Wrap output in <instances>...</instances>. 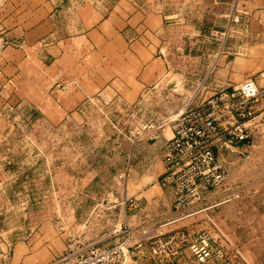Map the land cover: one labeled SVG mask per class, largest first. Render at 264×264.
Instances as JSON below:
<instances>
[{
	"label": "rangeland",
	"instance_id": "obj_1",
	"mask_svg": "<svg viewBox=\"0 0 264 264\" xmlns=\"http://www.w3.org/2000/svg\"><path fill=\"white\" fill-rule=\"evenodd\" d=\"M82 1L85 0H53L60 10L59 32L67 30L65 9ZM120 1L96 0L103 9ZM126 1L144 15L158 12L163 15L164 24L172 27L164 32V52L170 51L167 72L144 98L143 113L132 116L110 103L91 101L83 108L87 113L84 121L67 118L61 123L49 122L42 109L18 94L11 76L0 86V102H4L0 117L5 119L0 121V131L4 132L0 138V230L17 235V244L33 238L38 243L36 257L45 264L70 245L96 241L103 231H114L120 226L119 214L107 210L105 198L110 193L117 194L125 181L119 178L127 168L118 153L121 139L128 136L129 129L136 127L141 117H174L204 100L208 95L204 76L185 72L187 60L182 57L180 61L179 56L193 51L195 42L197 53L208 56L201 64L208 66L214 62L213 54L226 43L228 29L222 25L226 19L211 10L214 0ZM2 3L0 0V6ZM136 15L137 11L132 13L133 25L138 20ZM229 19L239 21L240 17L231 15ZM175 40L180 44H173ZM63 86L59 85V89L66 90ZM195 98H201L200 102L193 101ZM263 107L264 99L257 104L259 112ZM251 130L248 141L222 149L220 163L226 180L217 189L203 190L205 199L200 208L207 209L199 212L202 218L194 220V224L204 222L199 230H207L214 239L222 240L229 256L237 254L241 264H264V119L258 120ZM107 135L116 139L115 154ZM96 164L101 167L98 183L89 187L85 183L91 179V172L87 170ZM128 176L129 171L125 179ZM45 222L49 224L44 225ZM15 252H19L18 247ZM128 258L133 260L127 256L119 264Z\"/></svg>",
	"mask_w": 264,
	"mask_h": 264
},
{
	"label": "crops",
	"instance_id": "obj_2",
	"mask_svg": "<svg viewBox=\"0 0 264 264\" xmlns=\"http://www.w3.org/2000/svg\"><path fill=\"white\" fill-rule=\"evenodd\" d=\"M214 2L211 10L225 17L222 25L228 29L222 50L219 47L213 54L214 62L208 66L201 64L208 59L207 54L197 53L193 41L194 50L179 56L180 61L182 57L187 60L185 72L204 76V88L209 96L264 68V0ZM65 10L67 30L62 34L57 30L61 27L57 20L60 10L53 0H3L0 6L4 35L17 43L0 57V86L11 76L18 94L42 109L49 122L61 123L67 118L84 121L87 113L83 108L91 101L110 103L117 108L132 105L167 72L170 51L164 52V32L172 27L164 24L163 15L158 12L144 15L126 0L104 9L96 0H85ZM136 11L138 20L133 25L132 13ZM231 15L240 20L229 19ZM237 29H241L239 33L235 32ZM173 44L179 45L180 41ZM229 59L231 62H227ZM59 85L68 88L61 90ZM3 104L0 102V108ZM0 121L4 122V117ZM3 136L4 132L0 131V138ZM107 136L112 140L113 153L119 150L123 167H129V176L117 194L110 193L105 198L107 210L119 214L120 226L115 227L116 232L112 228L103 231L95 242L114 244L122 238L118 230L125 222L132 225L135 239L145 228L155 231V235H171L179 229L194 233L204 226V222L194 224V220L202 218L201 213L170 221L174 216L173 190L163 186L161 178L165 172L164 143L173 137L172 125L164 129L158 141L133 142L126 136L118 150L116 139ZM87 172H91V179L85 184L95 187L101 167L96 164ZM17 247L19 252L14 253L12 264H45L36 257L38 243L33 238L18 243ZM151 254L147 246L138 259L128 258L124 264H153Z\"/></svg>",
	"mask_w": 264,
	"mask_h": 264
},
{
	"label": "built area",
	"instance_id": "obj_3",
	"mask_svg": "<svg viewBox=\"0 0 264 264\" xmlns=\"http://www.w3.org/2000/svg\"><path fill=\"white\" fill-rule=\"evenodd\" d=\"M13 43L5 37L0 25V56ZM154 88L136 103L123 105L122 109L132 116L143 113V100ZM263 99L264 69H261L255 76L222 89L174 117L151 120L141 117L136 127L129 129L128 137L133 142L145 138L158 141L164 129L173 126V137L164 143L165 172L161 178V184L173 190L171 222L207 209L200 208L205 199L203 190L219 188L227 177L220 163L222 149L251 138L254 124L264 119V107L260 112L257 109ZM128 171L129 167L119 178L125 179ZM132 203L136 205V200ZM118 232L122 238L114 244L93 241L70 245L49 264H119L127 256L138 259L147 246L153 264H241L237 254L231 258L222 240L214 239L204 229L194 233L179 229L171 235H155V231L145 228L135 239L132 225L125 222ZM16 237L0 230V264H12ZM174 256H178V260Z\"/></svg>",
	"mask_w": 264,
	"mask_h": 264
}]
</instances>
